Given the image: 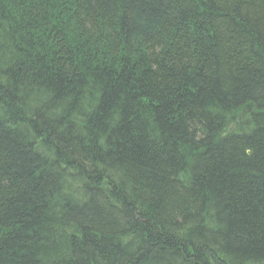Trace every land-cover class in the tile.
I'll return each instance as SVG.
<instances>
[{
	"label": "trees",
	"instance_id": "trees-1",
	"mask_svg": "<svg viewBox=\"0 0 264 264\" xmlns=\"http://www.w3.org/2000/svg\"><path fill=\"white\" fill-rule=\"evenodd\" d=\"M0 264H264V0H0Z\"/></svg>",
	"mask_w": 264,
	"mask_h": 264
}]
</instances>
